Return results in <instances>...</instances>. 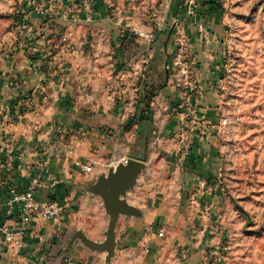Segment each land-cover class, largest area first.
Segmentation results:
<instances>
[{"label":"rangeland","instance_id":"374dc122","mask_svg":"<svg viewBox=\"0 0 264 264\" xmlns=\"http://www.w3.org/2000/svg\"><path fill=\"white\" fill-rule=\"evenodd\" d=\"M25 35H61L64 45L70 35H117L114 54L101 57L113 70L105 86L128 108L152 91L149 121L163 132L136 187L181 205L184 240L204 264H264V0H0V64ZM206 92L219 96L207 108Z\"/></svg>","mask_w":264,"mask_h":264},{"label":"crops","instance_id":"0c3cea01","mask_svg":"<svg viewBox=\"0 0 264 264\" xmlns=\"http://www.w3.org/2000/svg\"><path fill=\"white\" fill-rule=\"evenodd\" d=\"M60 36L25 35L28 41L12 42L0 64V264H11L14 257L5 230L20 223V206L12 202L10 189L25 191L36 178L41 182L36 199L59 201L64 212L58 222L25 224L19 264H108L105 254L72 240L77 232L97 243L106 240L105 200L91 189L129 159H151L153 138L163 135L150 121L123 129L137 115V107L117 100L116 87L106 88L107 73L113 70L101 58L114 54L111 41L117 35H70L71 45H64ZM169 89L165 87L166 95ZM208 101L218 102V93H204L201 104L207 108ZM84 164L92 165L93 172L85 174ZM146 165L144 176L149 179L151 164ZM179 169L182 181L196 183L194 175ZM136 186L125 200L139 214L119 216L111 264H204L203 255L197 248L190 251L184 240L188 227L178 219L181 205L169 206L165 190L151 192L144 182ZM93 211L99 215L95 231L88 224ZM75 216L76 225L71 220ZM157 222L163 228L155 230Z\"/></svg>","mask_w":264,"mask_h":264},{"label":"water","instance_id":"95a60500","mask_svg":"<svg viewBox=\"0 0 264 264\" xmlns=\"http://www.w3.org/2000/svg\"><path fill=\"white\" fill-rule=\"evenodd\" d=\"M146 171V164L129 159L125 165H119L110 171L107 177H102L91 189L94 195L105 200V208L109 216L106 240L103 243L94 242L83 233L77 232L72 240L79 239L92 252H106V262L109 263L117 249L116 228L119 216H137L139 211L125 200L127 193L134 189L142 173ZM243 211V209H240ZM244 212V211H243Z\"/></svg>","mask_w":264,"mask_h":264},{"label":"built area","instance_id":"2783aa9c","mask_svg":"<svg viewBox=\"0 0 264 264\" xmlns=\"http://www.w3.org/2000/svg\"><path fill=\"white\" fill-rule=\"evenodd\" d=\"M44 101L48 100V96L42 97ZM85 174L93 172L92 165L84 164L81 166ZM41 186L38 178L32 181L29 189L19 191L11 188L12 202L20 206V223L15 229L5 230V242L12 249L13 260L11 264H19L20 254L24 248L25 224L34 223L39 220H47L50 222H58L64 212V206L59 201L42 202L36 199V190ZM160 238L164 237V232L158 233Z\"/></svg>","mask_w":264,"mask_h":264},{"label":"trees","instance_id":"16d2710c","mask_svg":"<svg viewBox=\"0 0 264 264\" xmlns=\"http://www.w3.org/2000/svg\"><path fill=\"white\" fill-rule=\"evenodd\" d=\"M153 93L152 91L147 92V96L141 99L137 105V115L128 120L127 124L124 126V131L130 130L136 124L149 121L151 118V104L153 102Z\"/></svg>","mask_w":264,"mask_h":264}]
</instances>
